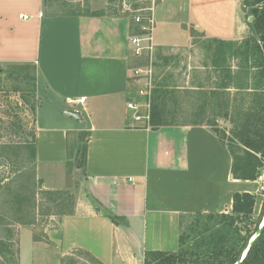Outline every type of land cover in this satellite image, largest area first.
Listing matches in <instances>:
<instances>
[{"label": "crops", "instance_id": "obj_1", "mask_svg": "<svg viewBox=\"0 0 264 264\" xmlns=\"http://www.w3.org/2000/svg\"><path fill=\"white\" fill-rule=\"evenodd\" d=\"M246 12L243 0H154L149 35L170 51L190 46L192 28L243 40ZM131 32L126 16L49 15L44 0H0V64H33L46 91V111L36 110L39 177L76 197L45 240L34 238L35 224L20 227V264H64L76 251L96 264H142L148 250L179 249L185 216L231 212L235 192L259 190L258 180L234 177L230 150L208 126L135 123Z\"/></svg>", "mask_w": 264, "mask_h": 264}, {"label": "rangeland", "instance_id": "obj_2", "mask_svg": "<svg viewBox=\"0 0 264 264\" xmlns=\"http://www.w3.org/2000/svg\"><path fill=\"white\" fill-rule=\"evenodd\" d=\"M44 2L49 15L98 11L105 15L126 16L131 20V36H147L149 29L144 30L143 27L150 26L148 19L152 17L154 6V0ZM246 11L251 14V7ZM137 17H141V22L136 21ZM191 37L190 46L186 49L170 51L154 45L152 55L136 56L133 52L131 89L138 91L152 79L156 88L168 91L166 113L170 121L178 125L204 121L206 124L203 125L215 131L222 143L237 154L240 165L249 159L259 163L262 156L249 150L242 139L250 137L259 144V137L251 132L254 129L264 132V50H257L252 39L250 43L246 42L248 37L220 43L196 28H192ZM254 37L258 39L257 35ZM148 68H152V75ZM135 69L142 70L140 78L134 76ZM45 93L33 64H0V239L4 240V243L0 242V264H20V227L32 225L16 221L29 222L32 214L28 206L16 211L15 190L21 187L28 191L36 184L38 210L34 238L37 240H45L47 230L58 225L62 217L58 203L64 202L69 206L71 202V199H63L66 196L58 198L43 194L46 188L39 177L37 163L33 162L27 149L17 148L36 134V110L44 103L39 112L43 114L44 107L48 105ZM132 100L146 104V98L140 94ZM144 112L145 106H142L140 113ZM135 123L148 126L144 120ZM79 160L77 158V162ZM70 167L81 173L73 163ZM255 180L259 181L260 187L256 193L254 219L261 222L264 216V168ZM212 225L213 222L204 215L185 216L180 230V233L188 235L185 246L206 235ZM64 264L96 263L81 251H76L64 260Z\"/></svg>", "mask_w": 264, "mask_h": 264}, {"label": "trees", "instance_id": "obj_3", "mask_svg": "<svg viewBox=\"0 0 264 264\" xmlns=\"http://www.w3.org/2000/svg\"><path fill=\"white\" fill-rule=\"evenodd\" d=\"M248 7H251V14L246 12V22L250 28V34L246 42L250 43L252 39L255 41L256 49L262 51L264 50V0H243L244 10L246 11ZM89 14L97 15L99 12L93 11L89 12ZM255 35L258 36V39H255ZM214 40L220 43L226 42L217 38H214ZM193 92L196 91L193 90ZM214 94L217 93L214 92ZM167 96V90H161L156 87L152 90L150 124L153 129L165 125H178L167 117ZM202 124L206 123L204 121L192 123V125ZM251 133L259 137V144L252 141L250 137L249 139H242V142L249 150L260 154L262 159L259 163H256L254 159H249L240 165L237 154L229 149L233 156L232 173L235 178L255 180L261 174V169L264 168V132L254 129ZM17 148L27 149L33 162L37 163V134H34L30 140ZM86 150L87 145L84 144L76 155L80 159L79 162L82 167L86 163ZM247 152L250 154L249 151ZM255 159L258 158L255 157ZM35 175L34 172L33 176ZM25 190V188L21 189L19 187L18 190L14 191L16 197L15 208L17 211L28 206L32 219L29 222H22L19 219H16V221L20 224H35L36 211L38 210L36 184L34 183L28 191ZM42 193L51 197L58 196V198H61L66 196L63 199H71L69 206H66L64 202L58 203L61 211L59 214H62V216L74 211L75 195L71 191L43 189ZM256 196V194L248 191L235 192L232 199L231 212H197L196 215H204L208 221L213 222L206 235L201 236L192 245L185 246L188 235L186 236L181 232L177 251L148 250L145 253L142 264H237L242 251L249 244L260 225V222L254 219ZM53 200H57V198ZM108 217L115 224L126 222L124 217L117 215L108 214ZM0 242L4 243V240L0 239ZM85 255L88 256V253H85ZM240 264H264V228L250 245L246 257Z\"/></svg>", "mask_w": 264, "mask_h": 264}, {"label": "built area", "instance_id": "obj_4", "mask_svg": "<svg viewBox=\"0 0 264 264\" xmlns=\"http://www.w3.org/2000/svg\"><path fill=\"white\" fill-rule=\"evenodd\" d=\"M20 18L24 20H28L31 18L30 15L21 13L19 15ZM141 17H137L136 21L141 22ZM149 25L150 26H144V30H148L147 36L145 35H134L130 37V45L133 49V52L136 56H142L144 53H148L149 55L153 54V49H154V44L151 42V37L149 35L150 31L152 30L153 26V18H149ZM134 76L136 78H140L142 74L141 69H135L134 71ZM148 72L152 75V68H148ZM151 79V77H150ZM145 86H142L138 91H134L133 89L130 90L129 92V97L127 101V107L128 109L132 112V118L135 122L144 120V122H147L148 126L150 125L151 121V98H152V90L155 87L153 85L152 79L148 82L145 83ZM144 96L146 98V104L142 105L141 103H138L134 100H132V97L134 96ZM85 98L82 97L78 99V102H84ZM70 102H76V101H70ZM142 106H145V112L140 113V108ZM262 178V176H261Z\"/></svg>", "mask_w": 264, "mask_h": 264}, {"label": "water", "instance_id": "obj_5", "mask_svg": "<svg viewBox=\"0 0 264 264\" xmlns=\"http://www.w3.org/2000/svg\"><path fill=\"white\" fill-rule=\"evenodd\" d=\"M68 114L74 116V117H79V115L75 112H71V111H68ZM264 228V216H263V219L261 220L260 222V225L256 231V233L253 235V237L251 238V240L249 241V244L244 248V250L242 251L240 257H239V260L237 262V264H240L242 262V260L246 257L247 255V252L249 250V247L250 245L254 242V240L258 237V235L261 233L262 229Z\"/></svg>", "mask_w": 264, "mask_h": 264}]
</instances>
